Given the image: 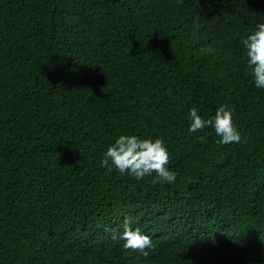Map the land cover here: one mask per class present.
Segmentation results:
<instances>
[{
  "label": "trees",
  "instance_id": "16d2710c",
  "mask_svg": "<svg viewBox=\"0 0 264 264\" xmlns=\"http://www.w3.org/2000/svg\"><path fill=\"white\" fill-rule=\"evenodd\" d=\"M259 23L264 0H0V264H264ZM222 105L241 142L189 132ZM120 135L162 139L175 182L103 166Z\"/></svg>",
  "mask_w": 264,
  "mask_h": 264
},
{
  "label": "clouds",
  "instance_id": "9594fccd",
  "mask_svg": "<svg viewBox=\"0 0 264 264\" xmlns=\"http://www.w3.org/2000/svg\"><path fill=\"white\" fill-rule=\"evenodd\" d=\"M246 49L247 67L259 88H264V23H259L256 30L243 39ZM189 132L203 131L206 126L214 127L215 133L221 137V144L241 142V133L233 122V110L226 105L217 108L215 115L207 120L203 119L196 107L189 113ZM101 164L111 170L115 167L120 173H127L136 180H143L153 173L159 182L174 183L176 173L170 170L169 153L163 140L141 139L136 135H120L114 144L109 146ZM120 239L124 240V249L136 252L147 258L155 245L147 234H142L139 228L132 227V221L125 218Z\"/></svg>",
  "mask_w": 264,
  "mask_h": 264
}]
</instances>
